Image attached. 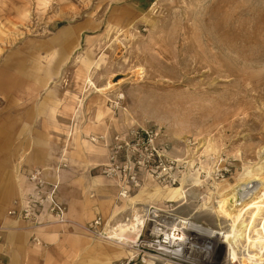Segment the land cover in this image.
<instances>
[{
    "label": "rangeland",
    "instance_id": "rangeland-1",
    "mask_svg": "<svg viewBox=\"0 0 264 264\" xmlns=\"http://www.w3.org/2000/svg\"><path fill=\"white\" fill-rule=\"evenodd\" d=\"M63 30L70 40L60 38ZM17 60L25 64L21 86L0 92V113L12 112V124L40 119L17 132V140L29 141L23 151L41 160L25 173L41 171L47 185H56L66 214L63 221L49 213L36 221L9 216L31 190L25 175L6 216L26 225L30 245L47 253L44 264L140 263L139 242L85 235L79 227L86 222L68 215L70 198L79 208L91 206L106 226L154 208L200 226L227 225L223 233L231 225L218 210L224 194L248 183L250 196L240 207L264 199V0H0V70L15 75L10 66ZM82 63L95 89L80 78ZM146 129L159 131L158 157L151 148L131 147V134ZM69 132L75 139L66 141ZM110 153L121 181L100 174ZM130 176L137 186H128ZM166 187L182 193L146 203L127 199L143 188L172 189ZM104 209L114 214L109 222ZM0 228L2 235L20 230ZM47 233L62 240L60 247L43 238ZM68 236L106 244L75 247ZM132 250V259L116 255Z\"/></svg>",
    "mask_w": 264,
    "mask_h": 264
},
{
    "label": "crops",
    "instance_id": "crops-1",
    "mask_svg": "<svg viewBox=\"0 0 264 264\" xmlns=\"http://www.w3.org/2000/svg\"><path fill=\"white\" fill-rule=\"evenodd\" d=\"M61 39H69V34L66 30L61 31L60 33ZM70 40V39H69ZM68 40V42H69ZM20 60H17L15 65H11L10 68L15 71V75L9 74V70L3 69L0 70V92L7 93V91H13L18 89L21 86V83H17L19 80L20 75L23 74L25 64L19 63ZM22 61V60H21ZM33 67V65H32ZM51 72V70H49ZM89 71L87 72L88 76ZM26 77V76H24ZM89 77V76H88ZM84 81V80H82ZM90 81V80H89ZM85 82V81H84ZM86 83V82H85ZM89 84V83H88ZM92 84V83H91ZM90 85V84H89ZM91 87V86H90ZM94 88V87H92ZM95 89V88H94ZM107 97H102V99H99L98 108L97 111L100 112L102 107L104 106V103L106 102ZM4 112L0 113V227H7V228H15L19 227L20 230H14L10 229L7 231L4 235H2L1 241H0V264H44L46 260V251L40 248L32 247L30 245V232L25 228L26 225L23 223H20L18 221H15L13 219H9L6 216V210L10 209L12 207V201L15 200L20 193L23 191L24 186V180L22 176L27 175L25 173V170H27L29 167V164L32 163H38L40 162V158L36 157V155H32L30 158L25 153L24 147L27 146V148L30 146L26 142H29L28 140L23 139H16L18 130H24L26 125H31V123L40 120L38 118H32L23 123H15L12 124L10 122V117L8 114H11L4 108ZM23 114L22 112H16V114ZM20 121V120H19ZM23 122V121H22ZM22 125V126H21ZM25 125V126H24ZM26 129H28L26 127ZM72 132H69L67 135V140L70 141L72 138L75 139ZM36 146H39V144L33 143L32 150L35 152L37 149ZM40 147V146H39ZM25 153V154H24ZM23 163L24 168H21L19 171V168H16V164ZM19 172V173H18ZM20 175V178L17 179L16 174ZM148 188L142 189L143 192L139 193V195H136L134 198H128L130 202H137V203H146L148 202L149 195L152 194H162L163 200L169 198V194H163L166 192L171 191H154L153 193H147L144 192L147 191ZM66 205L68 206V215L72 217L75 221L80 223H89L93 219L99 217L103 221V217L96 213L94 214L92 207L90 208H79L78 201L74 198H70L68 200H65ZM22 204H17L14 206V209H19ZM104 208V206H103ZM104 216L106 217L107 222L110 221V219L113 217V213H106V210L104 209ZM94 217L92 218L91 216ZM92 218V220H91ZM88 221V222H87ZM85 223V224H86ZM83 224V225H85ZM81 225V226H83ZM108 225V224H107ZM24 228V229H23ZM70 237V238H69ZM43 238L47 241L50 240L51 243H55L57 247H60L62 240H56L55 235H52V233H47V236L43 234ZM87 238V237H86ZM90 242H87L82 239L76 240L73 236L67 237V242L73 243L75 247L77 245H91L93 247H103V244L106 243L100 242V241H92L91 239L87 238ZM77 244V245H76ZM120 249V247H117ZM116 255H122L125 258H128V253L126 252H117ZM110 263V262H109ZM107 263V264H109ZM79 264H86L84 259L79 262ZM102 264V263H101Z\"/></svg>",
    "mask_w": 264,
    "mask_h": 264
},
{
    "label": "bare ground",
    "instance_id": "bare-ground-1",
    "mask_svg": "<svg viewBox=\"0 0 264 264\" xmlns=\"http://www.w3.org/2000/svg\"><path fill=\"white\" fill-rule=\"evenodd\" d=\"M81 66L80 78L93 87L87 76L88 65L82 63ZM246 187H248V183L232 189L228 194H224L219 202V213L228 216L231 221L226 233L223 232H225L227 225L223 227L224 229H213L187 220L184 223L186 230L179 238V248L171 251V258L178 259L181 262L202 264L203 261L214 256L218 260L216 263L213 262L214 264H264V217H260L261 212H264V199L240 207V204L246 203L245 201L250 196V192ZM167 188H172L169 192L170 199H175L182 193L180 188L166 187L165 189ZM187 192L188 189L185 188L184 197L181 201L186 198ZM128 198L130 197L127 196ZM152 198L158 199L159 196L158 194L149 195L148 201ZM249 211L250 213L247 214ZM138 215L132 214L127 223H121L115 230L111 229L114 232L113 234L109 232L108 235L115 239H124L132 245L136 244L141 227L144 224ZM245 215L248 216L247 219L244 218ZM158 216L157 212H153L151 218L155 219ZM127 253L128 258L132 259L135 257L136 252L132 250ZM214 253H216V257ZM146 264H151V262L148 261ZM164 264L173 263L168 261Z\"/></svg>",
    "mask_w": 264,
    "mask_h": 264
},
{
    "label": "built area",
    "instance_id": "built-area-1",
    "mask_svg": "<svg viewBox=\"0 0 264 264\" xmlns=\"http://www.w3.org/2000/svg\"><path fill=\"white\" fill-rule=\"evenodd\" d=\"M159 137V131L155 130H143L141 132H134L131 134L130 138L133 144L131 147H141L143 146L145 151L151 148L155 155L158 157V153L154 151L153 143L157 141ZM94 142L98 143L100 139H92ZM115 141L120 142L123 140ZM129 144H125L128 146ZM153 152L151 151L149 155L153 158ZM126 166H133L134 164L127 160ZM120 164L116 161L115 153H110L107 163L100 167V174L107 178H114L121 181L120 174ZM165 168V166H163ZM126 168L122 169L124 173ZM174 178V176H172ZM27 180L31 183V190L26 195L24 202L21 207L17 210L14 209L8 213L9 216L13 218H19L25 221H36L43 213H49L53 218L58 221H63L66 214V208L57 200L56 185H47L42 176L41 171L34 170L27 175ZM128 186H137V180L135 176H130L129 181H127ZM175 180L170 181L169 185H173ZM126 193V191L124 190ZM157 212L158 217L152 219V213ZM168 210H157L154 208H147L140 215L144 224L141 227V231L137 238V242L140 243L141 250H138V255H141V260L139 264H146L150 261L151 264H164L166 262H171L173 264H195L193 262H181L178 259H173L172 250H177L179 248V238L181 234L186 230L185 222L187 220L170 216ZM129 219H125L122 223L125 224ZM119 224H114L113 226L105 224V222L97 217L91 222L80 226L79 229L87 236L100 239L115 241L118 244L129 243L124 239H115L108 235L109 232L113 234L117 229ZM112 229V230H111ZM2 228H0V241L2 238ZM113 239V240H111ZM131 244V243H130ZM135 245V244H134ZM125 264H135L133 260H128ZM203 264H210V261Z\"/></svg>",
    "mask_w": 264,
    "mask_h": 264
}]
</instances>
